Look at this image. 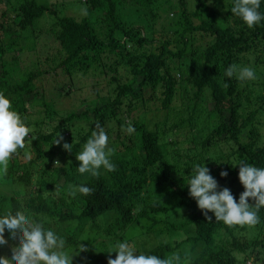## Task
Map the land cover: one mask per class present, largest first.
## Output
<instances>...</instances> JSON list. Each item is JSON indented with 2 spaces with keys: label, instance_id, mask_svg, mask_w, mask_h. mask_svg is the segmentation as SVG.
<instances>
[{
  "label": "trees",
  "instance_id": "obj_1",
  "mask_svg": "<svg viewBox=\"0 0 264 264\" xmlns=\"http://www.w3.org/2000/svg\"><path fill=\"white\" fill-rule=\"evenodd\" d=\"M232 3L86 0L87 14L77 21L48 0H0V93L32 129L0 177V215L22 207L45 227L69 232L72 264H108L116 253L106 251L132 227L138 233L129 239L140 251L178 254L180 264H264V209L255 227L229 228L212 213L209 221L185 184L191 166L205 163L218 190L230 189L238 201L244 189L234 165L264 167V22L249 29ZM22 60L33 62L22 67ZM231 64L252 67L257 78L229 79ZM59 70L66 81L54 79ZM79 74L103 82V94L94 92L80 112L60 113L48 98L72 96ZM51 78L48 89L43 83ZM201 113L207 120L199 124ZM97 124L109 135L116 171L81 176L76 154ZM182 169L185 181L176 180ZM69 184L92 192L71 198ZM250 230L253 240L244 236ZM102 234L112 235L108 244ZM84 235L92 240L80 241L87 251L78 252ZM13 245L0 255L10 256Z\"/></svg>",
  "mask_w": 264,
  "mask_h": 264
},
{
  "label": "clouds",
  "instance_id": "obj_2",
  "mask_svg": "<svg viewBox=\"0 0 264 264\" xmlns=\"http://www.w3.org/2000/svg\"><path fill=\"white\" fill-rule=\"evenodd\" d=\"M84 2L86 3V0ZM212 2L213 0H208L209 4ZM262 4L264 0H233L231 13L252 29L264 22V12L260 11ZM86 14L87 10L81 9V15ZM224 75L229 79L235 76L241 83L254 81L257 78L252 67H241L237 64L229 65ZM124 130L129 135L135 132L134 126L130 123ZM31 132L32 129L23 122L21 116L12 110L10 99L0 93V177L7 174L11 157L18 149L25 147L26 137ZM62 140L63 137L59 140L55 139L53 146H58ZM63 148L72 152V145L68 143H64ZM114 151L109 147L108 133L97 124L90 138L76 154V160L80 162L76 167L77 172L81 176L90 174L96 177L100 174L101 168L109 173L116 171V165L111 159ZM234 166H239L238 179L244 189L238 201L230 189L218 190V182L210 174L205 163H194L190 174L185 175L188 194L195 199L198 208L209 221L213 218L209 213H212L216 222H222L229 228L237 226L253 228L260 223L259 212L264 209V167H257L247 162H240ZM220 175L226 177L228 173L221 172ZM66 191L68 196L76 198L78 195H90L92 189L85 184H69L66 186ZM250 199L254 201V206L249 202ZM5 233L8 234L7 239ZM88 239L92 240V237L84 235L80 238L78 252L87 251L80 241ZM10 241H14L11 255H0V264H72V256L76 255L66 251L68 243L60 232L45 227L42 220L22 207L15 212L8 211L0 215V249ZM106 252L116 253V258H109L108 264H180L178 254L161 258L150 254L147 250L140 251L136 242L128 238L117 242Z\"/></svg>",
  "mask_w": 264,
  "mask_h": 264
},
{
  "label": "rangeland",
  "instance_id": "obj_3",
  "mask_svg": "<svg viewBox=\"0 0 264 264\" xmlns=\"http://www.w3.org/2000/svg\"><path fill=\"white\" fill-rule=\"evenodd\" d=\"M38 1L40 2L42 0H38ZM84 1L85 0H48V2L52 4V9L55 8V10H57V8H59V9L65 8L67 6L68 10H66V15L69 17L75 18L77 21H81V19L84 18V16H85V15H81V9H86V3ZM54 3H56V4H54ZM53 4L55 7L53 6ZM0 9H1V6H0ZM224 11L226 12V10H224ZM177 12H178V10H177ZM201 44H202V40H201V42L200 41L195 42V48H200ZM24 51H27V48H24ZM45 53L47 54V56L51 57V54L54 53V47H52L50 45L49 48L47 47V51ZM28 59H31V57H29ZM32 62H33V60H22L20 62V64L22 67H27V66H31ZM42 68H45V66L42 65ZM59 72H61V70L58 71V74H61L60 75L61 77L55 76L56 78H54V79L60 80L63 78L66 81L67 79L64 78L65 74H63L62 72L61 73H59ZM76 82L79 84V87L77 88V87L71 86L70 90H71L72 96H67V97L64 96L62 98H59V97L48 98V100L50 102L53 101L54 106L56 107V109L60 113H62L64 111H71V110H75L76 112H78V111L80 112L83 109L82 104H84V103L86 104V103H88L94 99V96H93L94 92L99 91L101 94H103V88H104L103 82L100 81L102 84L97 83V80L95 78H92V77L85 78V76L79 74ZM43 84L48 89H52L55 86V83H54L52 78L48 79V80L47 79L44 80ZM29 110L31 112H34L36 110V108H29ZM39 117H40V115L35 116L32 118V120L38 121ZM197 119H199V124L201 122L207 120L205 113H201L199 115V117H197ZM46 131H50V129H44V132H46ZM261 132L264 133V127L261 129ZM184 171L185 170L182 169L181 172H176L175 179L176 180H180V179L182 180V178H184V176L182 175V172H184ZM2 190H3L2 195L9 197V195L11 193V189L9 187L6 188L3 186ZM14 190H17V189L14 188ZM5 204H7V202H5ZM66 225L67 224H62V226H60V227L65 228ZM63 230H65V229H63ZM251 231L252 230H250V232L248 231L249 232L248 235L244 234L246 239H250V238L252 239L253 238L254 233H252ZM137 233H138L137 230H135V228L132 227V228L127 230V232L123 235V237L129 239L130 237H135ZM63 235L66 238H68L70 233L69 232L66 233V231H64ZM103 237H107V239H105ZM111 237H112V235H110V236H106L105 234L101 235V238L107 240V242H106L107 244H108V241L110 240ZM167 239L173 243L176 238L174 236L168 235ZM248 264H251V263H248Z\"/></svg>",
  "mask_w": 264,
  "mask_h": 264
}]
</instances>
